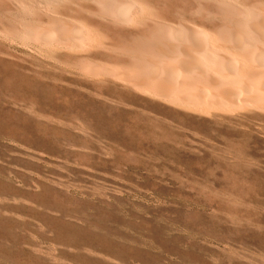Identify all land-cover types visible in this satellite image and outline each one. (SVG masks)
Here are the masks:
<instances>
[{"label": "rangeland", "instance_id": "rangeland-1", "mask_svg": "<svg viewBox=\"0 0 264 264\" xmlns=\"http://www.w3.org/2000/svg\"><path fill=\"white\" fill-rule=\"evenodd\" d=\"M0 3V264H264V111L215 117L77 74L76 51L4 30L40 10Z\"/></svg>", "mask_w": 264, "mask_h": 264}, {"label": "bare ground", "instance_id": "bare-ground-1", "mask_svg": "<svg viewBox=\"0 0 264 264\" xmlns=\"http://www.w3.org/2000/svg\"><path fill=\"white\" fill-rule=\"evenodd\" d=\"M9 1L16 11L34 8L45 19L3 21L8 36L28 37L42 48L76 51L79 57L65 66L77 74L106 77L215 117L244 109L264 111V0H188L186 11L173 17L152 8L160 0H71L88 19L65 17L60 10L57 14L52 8L57 0ZM103 27L116 36L102 35ZM1 32L0 37L5 36ZM29 48L34 53V47Z\"/></svg>", "mask_w": 264, "mask_h": 264}]
</instances>
